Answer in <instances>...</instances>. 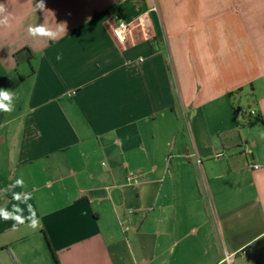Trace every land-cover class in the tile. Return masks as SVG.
I'll return each mask as SVG.
<instances>
[{"label":"crops","instance_id":"crops-1","mask_svg":"<svg viewBox=\"0 0 264 264\" xmlns=\"http://www.w3.org/2000/svg\"><path fill=\"white\" fill-rule=\"evenodd\" d=\"M35 2L0 0V209L40 220L0 264H264V0Z\"/></svg>","mask_w":264,"mask_h":264},{"label":"clouds","instance_id":"clouds-1","mask_svg":"<svg viewBox=\"0 0 264 264\" xmlns=\"http://www.w3.org/2000/svg\"><path fill=\"white\" fill-rule=\"evenodd\" d=\"M34 12L41 11L44 12L46 10V4L45 0H38V2H35L33 9ZM17 20L15 16H13L8 9L5 7L3 3H0V27L5 28H11L12 22ZM66 28L63 26V24H58L56 27H51L46 24H37V25H29L27 27V33L29 36L33 38L41 37L45 38L47 40L55 41L58 38H61L62 35L65 33ZM57 59H61V56L58 55ZM15 94L11 89L8 88H0V111L2 112H12L14 110V103L15 100ZM14 186H24V181L22 179H18L15 182ZM30 194H26L24 196V202H26L28 199H30ZM13 199L20 201L21 195L18 193H13ZM22 209H20L17 205L13 206V211L8 212L5 209H0V219H3L5 221L12 220L14 221L12 228L13 230H16L18 226L24 225L26 221H28V227L32 229H37L40 227V220L36 216L35 209L32 205H28V212L29 216L24 217L22 214Z\"/></svg>","mask_w":264,"mask_h":264},{"label":"built area","instance_id":"built-area-1","mask_svg":"<svg viewBox=\"0 0 264 264\" xmlns=\"http://www.w3.org/2000/svg\"><path fill=\"white\" fill-rule=\"evenodd\" d=\"M114 25L112 28V33L114 37L117 39V41L121 44H124L127 40V35L129 33V26L127 23H125L121 18L116 16L114 18ZM237 116L241 118L242 120H248L252 118H258L259 115L254 110H246V109H238L236 110ZM197 163H200V160H197ZM251 168L258 169L257 165H253ZM131 211L125 212L123 217L119 219V225L123 232H128L131 226Z\"/></svg>","mask_w":264,"mask_h":264},{"label":"trees","instance_id":"trees-1","mask_svg":"<svg viewBox=\"0 0 264 264\" xmlns=\"http://www.w3.org/2000/svg\"><path fill=\"white\" fill-rule=\"evenodd\" d=\"M15 59L17 62H24V61H29L30 59V53L28 49H23L20 52L15 54ZM54 262L55 264H58L57 259L54 257Z\"/></svg>","mask_w":264,"mask_h":264},{"label":"rangeland","instance_id":"rangeland-1","mask_svg":"<svg viewBox=\"0 0 264 264\" xmlns=\"http://www.w3.org/2000/svg\"><path fill=\"white\" fill-rule=\"evenodd\" d=\"M244 109L248 110L249 111V108L248 107H244Z\"/></svg>","mask_w":264,"mask_h":264}]
</instances>
